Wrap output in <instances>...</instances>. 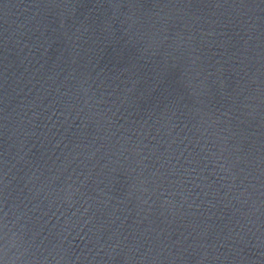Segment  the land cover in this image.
Wrapping results in <instances>:
<instances>
[{
  "label": "water",
  "instance_id": "95a60500",
  "mask_svg": "<svg viewBox=\"0 0 264 264\" xmlns=\"http://www.w3.org/2000/svg\"><path fill=\"white\" fill-rule=\"evenodd\" d=\"M0 264H264V0H0Z\"/></svg>",
  "mask_w": 264,
  "mask_h": 264
}]
</instances>
